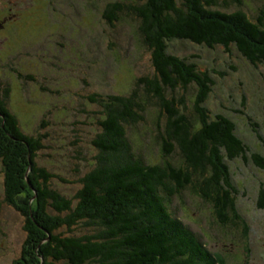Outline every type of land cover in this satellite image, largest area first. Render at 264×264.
I'll list each match as a JSON object with an SVG mask.
<instances>
[{
	"label": "trees",
	"instance_id": "1",
	"mask_svg": "<svg viewBox=\"0 0 264 264\" xmlns=\"http://www.w3.org/2000/svg\"><path fill=\"white\" fill-rule=\"evenodd\" d=\"M217 4L216 0H143L103 7L109 23L128 17L135 21L152 56L154 77L145 79L152 94L144 99L134 89L89 98L101 108L97 113L103 114L101 132L93 140L94 166L80 179L82 187L74 198L53 189L51 181L58 176L36 161L45 136L24 133L16 114L0 100V158L7 195L26 217V244L34 259L24 254L20 264L218 263L198 234L177 216L174 201L190 190L225 222L239 227L243 221L236 207L237 188L227 161L253 160L264 169V159L249 155L231 119L211 117L205 106L213 85L209 73L171 49L175 41L208 48L234 46L252 65L264 64V17L253 20L242 9L212 8ZM31 28L38 37L46 31L44 25ZM193 84L198 89L196 116L189 119L179 107L185 98L168 97L167 91L176 94ZM151 97L167 124L160 134V163L141 155L129 133L146 122ZM177 150L178 163L172 158ZM21 193L29 198L24 204L27 212L19 204Z\"/></svg>",
	"mask_w": 264,
	"mask_h": 264
},
{
	"label": "rangeland",
	"instance_id": "2",
	"mask_svg": "<svg viewBox=\"0 0 264 264\" xmlns=\"http://www.w3.org/2000/svg\"><path fill=\"white\" fill-rule=\"evenodd\" d=\"M139 1L143 2L41 0L38 6V0H0V100L16 114L24 133L45 136L36 161L58 176L52 179V188L69 197L74 198L82 187L80 179L97 156L93 140L101 132L98 124L103 114H97L101 108L89 98L134 89L144 99L152 94L145 80L154 77L152 56L137 34L135 21L128 17L109 23L104 17L107 3L135 5ZM216 1L212 8L242 9L253 20L264 17V0ZM32 25H44L46 31L38 37ZM171 50L209 73L213 85L205 106L211 117L231 119L249 155L264 159V64L252 65L234 46L208 48L175 41ZM169 91L168 97L185 98L179 107L193 119L196 85L176 94ZM149 103L146 122L129 133L141 155L160 163V134L167 124L153 97ZM172 158L180 162L178 150ZM227 163L237 188L236 207L243 221L239 227L225 222L190 190L183 198L176 197L174 208L219 264H264V169L253 160ZM3 167L0 158V264H20L24 254L31 253L24 230L26 217L10 202ZM14 187L19 189L20 184L15 182ZM18 198L27 212L24 204L29 198L22 193Z\"/></svg>",
	"mask_w": 264,
	"mask_h": 264
}]
</instances>
